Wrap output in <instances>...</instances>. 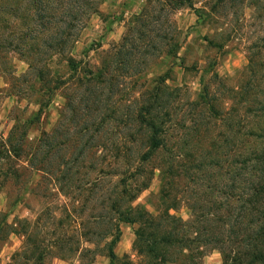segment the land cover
<instances>
[{"label":"trees","instance_id":"16d2710c","mask_svg":"<svg viewBox=\"0 0 264 264\" xmlns=\"http://www.w3.org/2000/svg\"><path fill=\"white\" fill-rule=\"evenodd\" d=\"M103 2L0 0V50L17 51L28 63L16 75L8 56L2 59L13 87L8 93L38 106L27 116L13 108L12 128L0 133V191L16 194L9 206L20 203L40 172L70 200L61 216L51 210L47 223L41 221L46 212L31 223L19 216L9 221L1 211L0 240L22 235L19 254L40 264L54 247L84 255L99 242L110 264H199L210 248L221 252L222 264H264L263 69L250 56L243 72L252 78L232 88L238 99L228 104L202 81L184 110L180 88L168 82L182 48L174 15L184 6L199 18L210 13L196 0H145L121 43L92 67L72 52ZM245 4L259 8L264 0H213L211 8L217 13ZM59 90L65 101L56 125L32 139L30 128ZM3 93L0 88V101ZM222 124L228 133L213 132L211 146L228 143L232 151L201 147L204 130ZM157 171L161 206L154 213L135 202ZM183 201L191 209L186 220L171 212ZM122 222L137 224L138 262L116 252ZM83 240L94 247H82Z\"/></svg>","mask_w":264,"mask_h":264},{"label":"rangeland","instance_id":"374dc122","mask_svg":"<svg viewBox=\"0 0 264 264\" xmlns=\"http://www.w3.org/2000/svg\"><path fill=\"white\" fill-rule=\"evenodd\" d=\"M196 1L195 6L205 7L210 16L204 19L199 18L195 10L189 6L177 10L174 15L178 27L183 30L182 48L179 53L181 58L177 60L173 73H171L172 77L168 82L171 86L180 88L182 109L184 110L191 107L188 101L198 98V94L203 88L202 81L210 83L212 90L216 91L219 98L229 100L228 104H231L233 99H238V94L232 88L236 90L242 80L245 82L252 78L250 72H243L249 63L250 56L254 57L259 65L258 68L263 69L264 72L262 65L264 50H260L264 44V5L261 4L259 8H256L245 4L228 11L220 9L216 13L211 8L213 0ZM144 2L145 0H104L100 11L91 16L83 29L72 55L76 59L88 62L92 67L99 66L102 60L121 43L127 31L130 16L138 12ZM211 40L214 43H211ZM215 43L220 45H215ZM5 51L0 50V88L4 90L3 98L0 101V133L7 135L14 123L11 117L13 108L18 106L21 110L25 109L23 115L27 116L37 110L38 106L27 96L19 97L14 92L9 95L8 92L13 90L10 85L11 76L3 71L5 65L2 59L8 56L6 57L10 61L8 66L16 75L24 73L28 69V63L17 51L9 53ZM1 56L3 57L1 58ZM55 66L62 70L65 69L61 68V64ZM215 73H218V79L213 78ZM257 75L259 76V74ZM18 98L21 101L17 102ZM64 101L62 92L59 90L52 103L43 112L40 121L34 123L30 128L29 137L35 139L43 131H50L56 125ZM250 113L248 110L247 115ZM215 128L204 130L201 147L211 146L213 132L215 134H220L222 131L228 133V127L224 124ZM201 147L198 149L199 151L202 150ZM232 147L231 144L217 142L210 147V150L229 153L232 151ZM228 161L226 166L230 163V159ZM225 170L228 169L225 168ZM189 182L193 186V181ZM160 184V175L157 171L150 186L142 191L135 203H141L150 211L157 213L158 207L161 206L157 197ZM30 188L24 200L13 206H9V201H12L16 194L11 192L8 195L7 192L0 191V212L8 213L9 221L15 216H19L34 223L41 213L46 212L40 220L47 223L50 214L61 216L63 214L61 205L65 202L70 203L66 196L57 194L50 178L40 172L33 173ZM51 210L52 213L49 214ZM171 212L185 220L191 215L190 206L186 201L181 202L180 207L177 210H171ZM120 226L122 235L116 245V252L120 259L128 257L133 262H138L139 257L133 248L137 224L122 222ZM47 228L52 230L54 226L50 225ZM23 240V236L17 234H11L0 240V264H40L31 261L30 257L25 254H19L23 249ZM99 243L95 252L84 255L80 251L66 252L54 247V249L52 248L53 252L41 264H110V259L102 248L103 243ZM81 246L94 247L93 244L85 240L81 242ZM222 262L221 252L214 248L208 249L199 260V264H222Z\"/></svg>","mask_w":264,"mask_h":264}]
</instances>
